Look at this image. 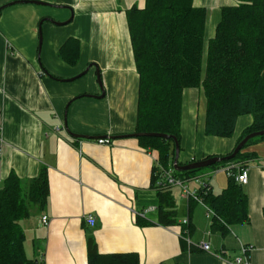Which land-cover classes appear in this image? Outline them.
<instances>
[{"label": "crops", "instance_id": "1", "mask_svg": "<svg viewBox=\"0 0 264 264\" xmlns=\"http://www.w3.org/2000/svg\"><path fill=\"white\" fill-rule=\"evenodd\" d=\"M196 1L208 18L218 12L217 23L224 6L238 5L237 0H218L220 6ZM145 3L0 0V189L12 174L25 190L43 168L49 177L47 206L21 223L27 255L41 264H88L94 241L100 254H136L140 264H232L243 248L250 264H264V138L244 151L248 221L228 227L215 225L206 208L185 198L178 186L159 197V181L153 185L158 151L145 148L139 138L110 139L138 133L140 79L127 12L144 9ZM61 22L68 24H55ZM68 41L80 46L75 64L63 57ZM103 92L104 98H95ZM199 100L184 99L180 165L229 156L253 124L251 116H243L232 137H208L206 100L202 113ZM212 172L185 179L188 188L199 193L210 178L213 194H222L229 176ZM159 206L171 212L175 224H160ZM42 215L50 219L48 228ZM88 216L96 219L95 227L87 224ZM189 241L210 243L211 252Z\"/></svg>", "mask_w": 264, "mask_h": 264}, {"label": "trees", "instance_id": "2", "mask_svg": "<svg viewBox=\"0 0 264 264\" xmlns=\"http://www.w3.org/2000/svg\"><path fill=\"white\" fill-rule=\"evenodd\" d=\"M237 1V6L221 9L215 35L208 43V10L196 7L195 0H146L144 9L133 7L127 12L140 79L138 133L175 136L180 142L183 95L191 89L202 90L205 96L206 136L232 137L243 116H251L253 124L237 145L246 136L264 131V0ZM79 50L77 42L68 41L62 49L63 57L75 64ZM139 140L145 148L159 153L155 186L160 178L159 166L169 169L173 164L175 143L154 137ZM256 141H249L235 159L206 170L216 171L231 164L246 169L244 151ZM199 173L201 170L175 172L183 180ZM237 173L233 170L228 188L220 195L213 194L210 183L201 187L199 196L215 213V225L228 227L248 221L247 196L235 181ZM158 189L162 197L166 189ZM48 201L46 168L27 190L14 174L5 181L0 189V264H37L27 255L21 223L31 217L34 209L43 211ZM159 211L162 226L176 223L170 211L162 206ZM88 264H140V260L136 254H100L95 242L90 241Z\"/></svg>", "mask_w": 264, "mask_h": 264}, {"label": "built area", "instance_id": "3", "mask_svg": "<svg viewBox=\"0 0 264 264\" xmlns=\"http://www.w3.org/2000/svg\"><path fill=\"white\" fill-rule=\"evenodd\" d=\"M99 144H111V141L109 139H100L98 140ZM220 170H224L226 171L228 176H233V170H238V173L234 176L235 177V181L237 184L241 185V186H246L249 183V171L248 169H241V166L239 164H231L225 168H222ZM220 170H216L213 171L211 174L215 175L216 172L220 171ZM175 170L174 168L170 167L169 169H164L162 167L159 166V174H160V178H159V182H158V188L160 189H167L170 187H174V186H178L183 190V196L189 200H194L199 202L200 204H202L207 211V217L208 218H213L215 216V213L212 211L211 208H209L202 200V198L199 196V193L191 191L185 180H183L182 178H179L176 176L175 174ZM208 183H210V178L207 179L206 181L201 183V187L205 188L208 186ZM86 222L90 227H95L96 225V219L92 216H88L86 218ZM41 223L43 227L48 228L50 226V219L48 216L46 215H42L41 216ZM186 224L188 223V221L185 222ZM190 245L192 247H195L196 249H200L206 252H211V245L210 243L207 242H203L200 243L198 245H193L190 241H189ZM232 264H250L249 262V257H248V249L243 248L242 249V254L240 257L236 258L234 260V262Z\"/></svg>", "mask_w": 264, "mask_h": 264}, {"label": "water", "instance_id": "4", "mask_svg": "<svg viewBox=\"0 0 264 264\" xmlns=\"http://www.w3.org/2000/svg\"><path fill=\"white\" fill-rule=\"evenodd\" d=\"M20 2H16L14 3L13 5L15 4H18ZM32 3H35V4H40V5H43V3H40V2H32ZM11 6V5H9ZM61 8V7H59ZM64 8V7H63ZM73 18V16H72ZM72 20V19H70ZM69 22V21H68ZM68 22L66 23H55L56 25H66L68 24ZM93 66H90L88 67V69L83 72L80 76H78L76 79L78 78H81L85 75H87V73L90 71V69L92 68ZM96 69L97 67L94 66ZM97 73H98V80H99V83H100V86H101V79H100V72L99 70H97ZM105 94L103 92L102 96L100 97H95V98H104ZM75 138L77 139H87V140H98L100 139V137H90V136H82V135H74ZM143 138V137H154V138H162V139H171L174 141L175 143V160H174V163H173V168L176 172L178 173H185V172H190V171H198V170H203V169H208V168H211L219 163H222V162H226V161H231L233 159H235L237 157V155L245 148V146L248 144L249 141L255 139V138H258V137H264V131H259V132H255V133H252L248 136H246L243 141H241L237 147L234 149L233 153L229 156H226V157H212V158H209V159H206V160H203V161H198V162H194V163H190V164H187V165H180L179 164V153H180V143L178 141V139L175 137V136H169V135H165V134H160V133H135V134H132V135H127V136H115V137H110V139L112 140H117V139H122V138ZM37 264L38 261H36Z\"/></svg>", "mask_w": 264, "mask_h": 264}, {"label": "rangeland", "instance_id": "5", "mask_svg": "<svg viewBox=\"0 0 264 264\" xmlns=\"http://www.w3.org/2000/svg\"><path fill=\"white\" fill-rule=\"evenodd\" d=\"M210 4V6H215L217 4L220 5H224L220 2H218V0H197L196 1V5L197 6H205ZM225 7V6H224ZM209 21L207 23V32H206V43H208V41L214 37L215 35V30H216V26H217V20H218V12H214V16L212 15L210 18H208ZM216 19V22L214 21ZM220 20V19H219ZM65 22V21H64ZM62 23V22H61ZM94 74H96V72H93ZM184 99H200L199 100V111L200 113H202L205 110V96L203 94L202 90H197V89H191V90H187L184 92L183 95V107H184ZM263 137H258L253 139V141L259 140ZM210 169V168H208ZM206 169L201 170L205 171Z\"/></svg>", "mask_w": 264, "mask_h": 264}]
</instances>
